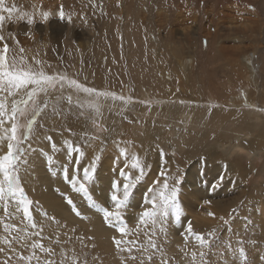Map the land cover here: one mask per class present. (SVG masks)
<instances>
[{"label": "rangeland", "instance_id": "obj_1", "mask_svg": "<svg viewBox=\"0 0 264 264\" xmlns=\"http://www.w3.org/2000/svg\"><path fill=\"white\" fill-rule=\"evenodd\" d=\"M203 1L206 0H195V4L188 5L175 0L167 5L162 0L154 3L152 0H4L5 7L17 9L11 20H5L0 33L9 45V56H23L26 65L67 79L46 93H38L35 103L30 101L25 114L19 117L20 136L27 132L30 121H35L28 138L20 141L17 162L24 193L33 203L31 215L26 218L19 210L22 205L9 204L5 211V205L0 202V247H4L5 236L15 235L12 226L17 225L29 238L24 244L17 242V256L28 257L35 251L41 259L46 258L43 249L28 246L40 243L44 249L55 250L52 258L58 264L65 253L79 264H140L142 258L153 253L149 240L158 249L153 260H145V264H160L162 254L169 264H264V101L260 99L264 95V11L259 10L260 0H225L215 9L209 0ZM229 5L233 8L228 11L225 7ZM61 6L63 20L58 15L45 20L39 14L40 10L42 13L61 11ZM0 14L8 16L6 12ZM29 16L34 20L32 24L27 23ZM20 48L24 49L23 53ZM244 52L257 59L252 66L256 71L254 84L246 79L249 70L239 62V55ZM185 57L193 59L188 73L179 63ZM69 80L93 88L96 93H114L116 98L78 92L69 86ZM220 85L226 86L229 94L243 98L231 105L225 99H208L206 94L210 92L212 97ZM189 91L198 97L197 103L186 98ZM4 95L0 94V98ZM22 97L26 98L24 91L9 97V106L13 99ZM118 110L141 118L125 123L116 114ZM154 116L160 119L151 131L149 125ZM143 119L145 124L138 125ZM10 126V122L5 125ZM175 126L185 127V134L179 135L180 130ZM34 131L43 136L47 149L45 141L49 147L55 146L50 154L40 150L46 156L43 171L57 183L49 184L48 192L62 199L67 210L79 218L92 213L98 215L103 227L111 230L109 250L97 248L94 238L77 221L68 227L65 238L47 233L41 218L58 221L60 231L64 222L38 204L20 175L22 167L26 171L31 167L23 147L31 145ZM155 137L158 143L162 140L164 146L169 144L170 151L180 152V140L183 144L191 137L197 139V144L191 147L193 158L186 169L175 164L172 153H167L162 173L151 192H147L160 166L154 150ZM95 142L99 147H95ZM6 144L0 142V155L7 151ZM233 158L241 160L242 172L239 166L231 164ZM122 160L132 163L119 176ZM245 164L248 172L252 168L250 174L243 169ZM202 168L203 173H199ZM225 170H228L227 179H224ZM182 173L185 174L177 183ZM192 175L198 178L193 179ZM217 181H222V187L226 188H231L232 183L231 194L229 190L210 197L208 189L215 188ZM126 184L131 185L127 197L124 196ZM173 189L178 195L175 206H164L161 193L170 197ZM191 193H196L193 200L197 203L186 202L192 199ZM238 193H242L240 198ZM114 195L122 202L119 209L112 199ZM144 195L147 201L142 203ZM153 198L157 214L147 224L141 223V214L153 208ZM201 198L210 201L203 203ZM68 199L73 201L72 205L67 203ZM177 207L181 210L179 217ZM105 208L119 211L127 236H122L117 226H113L115 218L106 219ZM215 209L223 211L222 218H215L218 216ZM33 223L37 227L33 228ZM198 235L204 239H197ZM114 237L133 243H122L118 248ZM172 241L176 243L171 245ZM6 256L0 253V262ZM12 264H18L17 258ZM22 264L28 261L25 259Z\"/></svg>", "mask_w": 264, "mask_h": 264}, {"label": "snow or ice", "instance_id": "obj_2", "mask_svg": "<svg viewBox=\"0 0 264 264\" xmlns=\"http://www.w3.org/2000/svg\"><path fill=\"white\" fill-rule=\"evenodd\" d=\"M17 11L16 7H5L4 0H0V13H8V16L0 14V33H2L3 26L5 20L12 19V13ZM45 20H47L49 13H42ZM60 19L65 18V14L63 11V6H61V11L59 13ZM70 20L71 17H68ZM34 22L32 16H29L27 23L32 24ZM19 43V41H17ZM0 94H5L2 98H0V142L6 141L7 151L0 155V202H3L5 205V211H7V205L9 204H17L22 205L19 210L22 212L24 217H30L31 215V205L32 201L26 198L24 193V189L21 185L20 178L18 176L17 171V162L20 159L21 147L20 141L21 139H27L28 133L31 132V126L35 123V121H30L27 132L23 134V136L18 135L20 133V124L19 117L25 114V110L27 105L31 101L33 104L35 103V98L40 92H47L50 88H55L58 82H62L67 79L66 76H58L56 74L49 75L43 69L33 68L31 65L25 64V58L20 56L17 58L16 56H9L10 48L5 40V37L0 34ZM24 49L20 48V52L23 53ZM37 64H40V61H36ZM69 86L75 88L78 92H84L88 94L96 93V90L93 88L85 87L82 84H79L75 80L68 81ZM31 86V87H30ZM21 91L25 92L26 98L13 99L11 101V105L9 106L8 100L9 97L17 96ZM97 95L109 96L111 95L113 98H116L114 93H96ZM119 99H124L123 97H119ZM21 105H24L22 108ZM11 123L10 127H5L6 124ZM51 140V137H48ZM55 146L53 145V148ZM141 173H143V169H140ZM87 175V171L85 172ZM131 187L130 184H126L124 186V196L127 197L129 195L128 188ZM84 186L81 185V189L83 190ZM164 188L167 189V183L164 184ZM176 191L172 190V195L170 197L165 196L164 193H161V200L164 206H175ZM113 201L116 204V208L119 209L121 207L122 202L120 201L118 196L112 197ZM69 205L73 204L71 199L67 200ZM153 205L152 210H145L140 216V222L147 224L149 220L154 218L157 214L156 212V200L153 198L151 200ZM104 216L106 219L115 218L113 226H117L118 231L122 236H127L128 232L126 230V225L124 224L119 211L113 212L107 208L104 210ZM180 209L176 208V215L179 217ZM79 215V212H77ZM210 215H213L210 213ZM54 219V218H53ZM32 227L35 228L37 225L35 223L32 224ZM5 230L7 231V224L4 225ZM15 235L9 233L8 236H5L2 243L4 247H0V253H6V259L0 264H12L14 258H17L18 264H22V262L26 259L28 264H32V261L35 260L36 264H58V262L52 257L55 255V250L52 249H44L43 245L40 243H29L28 246L32 249H43L47 253V257L41 259V257L36 255V252L33 251L31 256L24 257L23 254H19L17 256V250L15 245L17 242L20 244H24L29 241L27 233L25 230H20L17 225L12 226ZM21 231H24V234L21 235ZM188 231L191 232V224L188 225ZM42 232V229H41ZM36 235H40L37 233ZM197 239L203 240L202 236H197ZM113 242L119 248L122 243H133L126 242L123 240H117L115 237L113 238ZM138 243V242H136ZM149 246L153 249V253L147 255L145 258L141 259L140 264H145V260L151 262L153 260V256L155 251L158 249V246L149 240ZM131 251V249H129ZM144 251H147L146 249ZM242 251V250H241ZM135 259V257H132ZM79 264V261L76 258L69 257L67 253L63 254V259L59 261V264ZM160 264H169L168 258L162 254Z\"/></svg>", "mask_w": 264, "mask_h": 264}, {"label": "bare ground", "instance_id": "obj_3", "mask_svg": "<svg viewBox=\"0 0 264 264\" xmlns=\"http://www.w3.org/2000/svg\"><path fill=\"white\" fill-rule=\"evenodd\" d=\"M154 1H156V0H152V2L154 3ZM158 1V0H157ZM163 1H165L166 3H164ZM173 1H175V0H162V4H171ZM181 1H183V2H185V3H187L188 5H193V4H195V0H180V2ZM207 1L208 0H206V1H203V2H206L207 3ZM169 2V3H168ZM208 2H210L211 4V7L213 8V9H215V8H217V7H219V6H221L224 2H225V0H209ZM257 2V1H256ZM259 2H261L260 4H259V10L260 11H264V0H260ZM114 3V2H113ZM113 3H111V4H113ZM79 4V3H78ZM86 4V3H85ZM228 5V4H227ZM234 5V4H233ZM112 6V5H111ZM203 6V5H202ZM208 6V5H207ZM78 8V7H77ZM142 8H144V5H143V7ZM195 8V7H194ZM226 8V10H228L229 8L231 9V8H233L231 5H229L228 7H225ZM236 8V7H235ZM237 9V8H236ZM37 9H35V11H36ZM38 11V10H37ZM210 11H213V10H210ZM209 11V12H210ZM229 11V10H228ZM207 12V11H206ZM205 12V13H206ZM59 13H60V11H53V10H51V12L49 13V16L50 15H58L59 16ZM160 13V12H159ZM39 14H42V12H41V10H40V12H39ZM158 14V13H157ZM167 14V13H166ZM200 14V13H199ZM208 15H209V13H207ZM206 14V15H207ZM207 15V16H208ZM218 15V14H217ZM256 15H259V14H256ZM43 16V15H42ZM140 16V15H139ZM141 17V16H140ZM140 17H138V19L140 18ZM204 17V16H203ZM133 19H135V18H133ZM201 20V19H200ZM202 21V20H201ZM203 22V21H202ZM255 22V21H254ZM248 25V24H247ZM243 26V25H242ZM254 27V26H253ZM241 28V27H240ZM252 28V27H251ZM253 30V29H252ZM254 30H255V28H254ZM240 31V30H239ZM246 31V30H245ZM244 32V31H243ZM257 32V31H256ZM232 33V32H231ZM252 33V32H251ZM245 35H246V33H244ZM249 35V34H248ZM254 35V34H253ZM258 35V34H257ZM237 38V37H236ZM259 38V37H258ZM170 40V39H169ZM173 42V41H172ZM211 42V41H210ZM213 42H211V44H212ZM210 44V43H209ZM217 45H219V44H217ZM219 47V46H218ZM221 48V47H220ZM220 48H218V49H220ZM229 49V48H228ZM216 50H217V48H216ZM171 52H172V50H171ZM170 52V53H171ZM206 52V51H205ZM220 52V51H219ZM175 53H177V51H175ZM235 54H236V52H234ZM263 54V53H262ZM222 55V54H221ZM239 55V54H238ZM237 55V56H238ZM219 56V55H218ZM237 56H236V58H237ZM239 56H241V58H240V63L243 65V67H247V69L249 70V75H248V77L246 78L247 80H249L250 81V83H252V84H254L255 83V75H256V71L254 72V69L252 68V66L254 67L255 66V64L253 63L255 60L257 61V59H256V57L254 58V55L253 54H250V53H248V52H244L243 54H241V55H239ZM215 57V56H214ZM209 59L211 58V57H208ZM207 58V59H208ZM219 58H220V56H219ZM209 59H208V62H209ZM252 59H254L253 61H252ZM206 60V59H205ZM239 60V59H238ZM259 61V60H258ZM229 62H231V61H229ZM237 62V61H236ZM96 63V62H95ZM180 63V68L183 70V71H187V73H188V70H190L192 67H193V59L191 58L190 59V57H185V58H183V59H181V62H179ZM214 63V62H213ZM240 63H239V65H240ZM252 63V64H251ZM263 66V65H262ZM105 69V68H104ZM255 73V74H254ZM110 81V80H109ZM209 86V85H208ZM221 86V88H218L217 86H216V88H215V91H216V93L214 92V94L212 95V97L210 96V92H208V94H206L207 96H208V99L209 98H211V99H225V101H229V104L231 105V103H233V102H235V100H237V101H239L241 98H243V97H241L240 99H239V97L236 95V94H229L228 92H227V87L225 86H222V85H220ZM210 87V86H209ZM231 87V86H230ZM256 87V86H255ZM191 89V88H190ZM210 89V88H209ZM180 90V89H179ZM188 90V89H187ZM194 90V89H193ZM211 90V89H210ZM182 92V96L183 97H185L184 96V92H186L185 90H183V91H181ZM212 93V92H211ZM180 94V93H179ZM200 94V93H199ZM142 95V94H141ZM248 95H250V94H248ZM198 96V95H197ZM247 96V95H246ZM188 97V99H190L191 101H193L194 103H197L199 100H198V97H196L193 93H190V91L188 92V96H186V98ZM221 97V98H220ZM260 99L262 100V101H264V95H262V96H260ZM221 101V100H220ZM222 101H224V100H222ZM247 104L249 103V101H245ZM187 103H188V101H187ZM255 104V103H254ZM105 105V104H104ZM192 105V104H191ZM105 107H108L107 105L105 106ZM254 109H257V108H255V107H253ZM263 108H264V106H263ZM253 111V110H252ZM256 111V110H255ZM176 113H178V112H176ZM257 114V113H256ZM49 116V115H48ZM171 116H172V114H171ZM180 116V115H179ZM252 117V116H251ZM183 118H185V117H183ZM208 118H210V117H208ZM44 120V119H43ZM260 120V119H259ZM189 121V120H188ZM211 123V122H210ZM213 124V123H212ZM38 127V126H37ZM37 127H36V129H37ZM243 127V126H242ZM35 129V130H36ZM147 130V129H146ZM247 130V129H246ZM149 131V130H148ZM35 132V131H34ZM43 133V132H42ZM146 134V133H145ZM261 136V135H260ZM259 136V137H260ZM33 142H31V145H29V146H27V147H23L24 148V150H23V152H24V155H26L27 157H28V162L30 163V165H31V167H30V170L29 171H26L25 170V168L24 167H22L21 169H20V175H21V177L23 178V181H24V184H25V186H26V189H27V191L35 198V200H38L39 201V205L40 206H45V208H48V210H49V213H50V215H54L56 218H58V219H60V221H63L64 223L62 224V226H63V230H61L60 231V227L58 226V221L57 222H50V221H48L47 220V218H41V220H42V222H44L45 224V228H46V231H47V233L48 234H51L52 232L53 233H57L58 235V237H59V239H60V237L61 238H65L64 236H65V234L68 232V227H70L71 226V223H73V221H77L78 223L80 222V225L82 226V227H84V228H86L87 230H88V233H89V235H91L93 238H94V241H95V243H96V247L97 248H99V249H104V248H107L108 250L111 248V246H110V242H109V236H110V234H111V230H109V229H107V228H105V227H103V225L101 224V222H100V218H99V216L98 215H96V214H93L92 213V215L90 216V214H89V217H87V218H79V217H77V216H75V215H73V214H71L67 209V206L62 202V199H59V198H57V196L55 197L54 196V194L51 192V191H49L48 192V189H49V184H52L53 183V180H52V178L49 176V174L48 173H46V172H44L43 171V169H42V167H43V164H44V160H46V156L44 155V154H42V152L40 151L41 149H45L46 151H48L49 152V154H50V152L51 153H53V148H51V147H49L48 146V144H47V142L45 141V143H46V145H47V147H48V149L43 145V141H42V138H43V136L41 135V134H37L36 132L35 133H33ZM255 138V137H254ZM257 139V138H256ZM258 139H260V138H258ZM263 139V138H262ZM3 144V143H2ZM35 144L36 145H38V147H34L35 146ZM95 144V147H99V145L97 146L96 145V142L94 143ZM99 144V143H98ZM91 144H89V146H90ZM199 146V145H198ZM197 146V147H198ZM199 148V147H198ZM90 148L88 147V150H89ZM194 150H196V149H194ZM237 150V149H236ZM252 150V149H251ZM192 153V152H191ZM59 155H61V153H59ZM191 157H193V155H191ZM102 164V163H101ZM105 164V163H104ZM103 164V165H104ZM107 164V163H106ZM105 164V165H106ZM217 164V163H216ZM102 165V166H103ZM193 166V165H192ZM101 167V166H100ZM242 167V166H241ZM107 168V167H106ZM189 169H191L190 167H189ZM194 169V168H193ZM215 169H216V167H215ZM213 171V170H212ZM216 171V170H215ZM246 171V170H245ZM241 172H242V169H241ZM98 174V173H97ZM226 174V173H225ZM99 175H100V172H99ZM107 175V174H106ZM212 176V175H211ZM245 176V175H244ZM243 176V177H244ZM99 177L100 176H98V180L100 181V179H99ZM102 177V176H101ZM187 177V176H186ZM192 177H193V175H192ZM191 177V178H192ZM194 177H197L198 178V176L196 175H194ZM194 177H193V179H194ZM233 177V176H232ZM150 178V177H149ZM196 178V179H197ZM236 178V177H235ZM104 179V178H103ZM103 179H101V180H103ZM106 179V178H105ZM195 179V180H196ZM214 179V178H213ZM213 179H210V181L211 180H213ZM227 179V178H226ZM196 181H198V180H196ZM103 182H105V184L107 183L106 181H103ZM191 182V181H190ZM213 182V181H212ZM194 183V182H193ZM193 183H191V186H193L192 184ZM210 183V182H209ZM228 182H226V184H227ZM53 184H57V183H53ZM103 184V183H102ZM239 184V183H238ZM210 185V184H209ZM108 186V185H107ZM99 189V188H98ZM105 191H106V189H105ZM191 191V190H190ZM191 192H193V191H191ZM195 192V191H194ZM204 192H205V190H204ZM224 193V192H223ZM214 194V193H213ZM200 196V195H199ZM107 199H108V197H106ZM202 199V198H201ZM204 199V198H203ZM210 199V198H209ZM205 200V199H204ZM137 201V200H136ZM207 201H209V200H207ZM213 201V200H212ZM214 202V201H213ZM214 203H216V202H214ZM213 205V204H212ZM199 206V205H198ZM209 206H211V205H209ZM214 206V205H213ZM134 208V207H133ZM136 208V207H135ZM130 210V209H129ZM212 210H214V209H212ZM217 210V209H216ZM263 210V209H262ZM131 211V210H130ZM193 211V210H192ZM132 212V211H131ZM196 212V211H195ZM194 211H193V213H195ZM262 212V211H261ZM213 214V213H212ZM215 214H217V213H215ZM217 217V216H216ZM215 217V218H216ZM215 218H212L213 220L215 219ZM220 218V217H219ZM219 218H217V219H219ZM195 220H199V219H195ZM211 222H212V220H211ZM208 224V223H207ZM76 225V224H75ZM73 230V229H72ZM81 231V230H80ZM83 231V230H82ZM172 232L174 231V229L173 230H171ZM60 232H61V234H60ZM175 232V231H174ZM169 233H170V231H169ZM171 234V233H170ZM173 234V233H172ZM177 235V234H176ZM172 236V235H171ZM174 236V235H173ZM175 237V236H174ZM176 238H177V236H176ZM169 239V238H168ZM175 239V238H174ZM178 239V238H177ZM61 243V242H60ZM173 243H176V242H174V241H172V243H171V245H173ZM171 247H173V246H171ZM174 247H176V244H175V246ZM110 257H112V256H110ZM108 260H110V259H108Z\"/></svg>", "mask_w": 264, "mask_h": 264}, {"label": "crops", "instance_id": "obj_4", "mask_svg": "<svg viewBox=\"0 0 264 264\" xmlns=\"http://www.w3.org/2000/svg\"><path fill=\"white\" fill-rule=\"evenodd\" d=\"M125 106H127L126 104L123 106V107H125ZM122 107V108H123ZM119 109V110H121V111H123L124 113H126V111L125 110H123V109ZM117 111L116 112V114L118 115V117L121 119V120H123V122H125V123H128V124H131V122L133 121V120H135L136 118H141V117H139V116H134V115H131L130 114V112H127V114H121L120 112L121 111ZM119 112V113H118ZM157 119H160V118H157V116H154V117H152L151 118V120H150V125H149V127H150V130L152 131V129L154 128V127H157L158 126V123L159 122H157ZM164 121H166V119L164 120ZM161 122V121H160ZM164 123V122H163ZM137 124L138 125H141V126H143L144 124H145V119H143V121L141 122V121H138L137 122ZM170 126L171 125H173L172 123H170L169 124ZM170 126H168V127H170ZM177 129H179L180 130V134L179 135H184L185 134V127H179V126H175ZM167 128V127H166ZM188 130V129H187ZM139 133L140 132H138L137 133V137H139ZM192 135V134H191ZM190 140H184V143L182 144V140H180V144H179V151L180 152H178V151H175V150H168L167 148L169 147V144H166V146H164L163 145V143H161L162 142V140L160 141V143H158V137H155V140H156V142L157 143H155L154 145H155V147H154V150H155V152H157V155L159 156V164H160V166H159V168H158V171H157V174L155 175V179L152 181V183H150V184H148V186L149 187H147V189H148V191L147 192H151V189L153 188V186L156 184V182H157V180H158V178H159V176H160V174L162 173V169H163V162H164V159H166L165 158V155H166V157H167V153H172V155H173V160H174V162H175V164H177L178 166H180L181 168H183V169H186V167L191 163V161H192V158L193 157H191V155H193V151L191 150V147H192V145H195V144H197V139L196 138H194L193 139V137H191V138H189ZM131 140V139H130ZM149 148V147H148ZM154 150H152V151H154ZM183 150H186V151H183ZM192 152V153H191ZM189 154V156H188V154ZM163 154V155H162ZM128 157V156H127ZM124 158H126V157H124ZM129 158V157H128ZM134 158H135V156H134ZM133 158V159H134ZM240 161L241 160H239V159H237V158H233V159H231V164L233 163L234 165H237V166H239L240 167V170H239V172H241V165H240ZM122 162V164H120L119 166L118 165H115V167H117L118 166V168H119V172H118V174H119V176H122V173H123V171L125 170V168L127 169L129 166H130V164L132 163V161L130 162L129 160L128 161H126V160H122L121 161ZM242 163H243V159H242ZM246 163V162H245ZM244 167V166H243ZM245 167L246 168H243L244 170H246V169H249V168H247V165L245 164ZM252 169V168H251ZM251 169H250V171L248 172V170H246V174H250V172H252L251 171ZM203 168L199 171V173L201 172V173H203ZM226 171H228V170H225V176H224V179L225 178H227L228 177V174H227V172ZM145 172V171H144ZM143 172V174H145ZM184 174L185 173H182V174H180V177H177V183H179V181H181V179H182V176H184ZM229 176H230V173H229ZM248 176V175H247ZM246 176V177H247ZM124 179L125 180H127V176H125L124 177ZM222 181H217V185L215 186V188H213V187H209V189H208V194H209V196L210 197H213L212 195H213V193L215 194V195H221V194H224L223 192L224 191H229L230 190V194H231V190H232V183H231V188H226V187H222ZM138 186H140V184L138 185ZM141 186H144V184H141ZM188 191V190H187ZM256 191V190H255ZM257 193V192H256ZM229 194V195H230ZM258 194V193H257ZM172 195V194H171ZM191 195H192V199H190L189 201H186L187 203H197V202H195V200H193V198H196L195 197V195H196V193H191ZM178 195H176L175 196V198L177 197ZM242 196V193H238V197L240 198ZM218 198V197H217ZM217 200H219V199H217ZM251 200H252V198H251ZM147 201V199H146V195H144L143 196V199H142V203H145ZM201 201L204 203V202H206L207 201V199L204 201L203 199H201ZM210 201V200H209ZM227 202V201H226ZM215 212L217 213V217L216 218H222L223 217V215H222V213H223V211H221V210H216L215 209ZM160 229L162 230L163 229V227H160ZM146 230V229H145ZM160 230V231H161Z\"/></svg>", "mask_w": 264, "mask_h": 264}]
</instances>
